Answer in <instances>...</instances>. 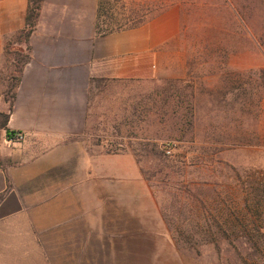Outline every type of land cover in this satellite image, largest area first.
Here are the masks:
<instances>
[{
	"label": "rangeland",
	"instance_id": "rangeland-1",
	"mask_svg": "<svg viewBox=\"0 0 264 264\" xmlns=\"http://www.w3.org/2000/svg\"><path fill=\"white\" fill-rule=\"evenodd\" d=\"M187 2L152 80L92 91L105 151L133 155L159 214L140 199L128 221L111 204L126 197L107 192L103 243L89 238L88 264H264V0Z\"/></svg>",
	"mask_w": 264,
	"mask_h": 264
},
{
	"label": "crops",
	"instance_id": "crops-1",
	"mask_svg": "<svg viewBox=\"0 0 264 264\" xmlns=\"http://www.w3.org/2000/svg\"><path fill=\"white\" fill-rule=\"evenodd\" d=\"M97 4L43 0L25 38L29 0H0V264H88L89 238L103 243L107 192L126 197L111 204L128 221L138 220L140 199L159 214L133 155L105 151L104 106L91 95L98 82L152 80L181 33V7L103 34ZM7 129L24 140L9 146Z\"/></svg>",
	"mask_w": 264,
	"mask_h": 264
},
{
	"label": "trees",
	"instance_id": "trees-1",
	"mask_svg": "<svg viewBox=\"0 0 264 264\" xmlns=\"http://www.w3.org/2000/svg\"><path fill=\"white\" fill-rule=\"evenodd\" d=\"M43 0H29L27 15H26V26L22 30V34L29 36L33 31L37 17L39 15V9ZM144 9L135 10L138 8L140 2L136 0H98L97 4V28L98 31L105 34L114 31H118L125 28H131L142 23L147 17L156 13L160 9L177 4L180 7L187 6V0H142ZM129 4L135 5V8L128 9ZM141 11H146L147 15H141ZM120 16V17H119ZM12 104L9 105L11 109ZM0 116L3 118L0 128L5 126L8 114L0 112ZM12 130H6V137L12 134Z\"/></svg>",
	"mask_w": 264,
	"mask_h": 264
},
{
	"label": "built area",
	"instance_id": "built-area-1",
	"mask_svg": "<svg viewBox=\"0 0 264 264\" xmlns=\"http://www.w3.org/2000/svg\"><path fill=\"white\" fill-rule=\"evenodd\" d=\"M24 138H25V133L23 131L16 130V131H13L10 136L5 137V140L7 144L14 145V144L21 143L24 140ZM174 147H175V144L171 140L165 141L163 143V150L165 154L167 155H171V153L174 150Z\"/></svg>",
	"mask_w": 264,
	"mask_h": 264
}]
</instances>
